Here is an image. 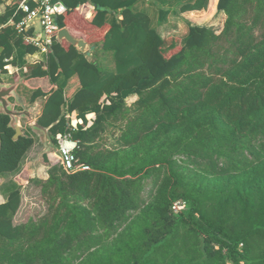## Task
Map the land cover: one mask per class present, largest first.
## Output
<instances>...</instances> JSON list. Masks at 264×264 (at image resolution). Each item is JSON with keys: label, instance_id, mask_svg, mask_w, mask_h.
Masks as SVG:
<instances>
[{"label": "trees", "instance_id": "trees-1", "mask_svg": "<svg viewBox=\"0 0 264 264\" xmlns=\"http://www.w3.org/2000/svg\"><path fill=\"white\" fill-rule=\"evenodd\" d=\"M60 1L67 12L59 26L89 42L78 8L96 10L95 44L114 69L65 43L28 68L29 79L55 86L32 94L45 100L38 125L54 144L69 133L89 170L67 174L55 157H44L53 164L48 179L28 182L39 188L45 212L18 225L22 187L9 182L0 204V264H264V0H218L221 32L191 25L181 40L162 38L148 15L134 11L138 0ZM9 18L1 16L0 26ZM14 35L0 32L2 72L18 65L5 62L13 46L20 58L36 51ZM75 75L80 89L66 101ZM73 111L80 125L66 119ZM9 123L0 113V176L16 177L34 140H14ZM178 202L184 208L174 212Z\"/></svg>", "mask_w": 264, "mask_h": 264}, {"label": "crops", "instance_id": "crops-1", "mask_svg": "<svg viewBox=\"0 0 264 264\" xmlns=\"http://www.w3.org/2000/svg\"><path fill=\"white\" fill-rule=\"evenodd\" d=\"M194 1L195 0H138L134 5L133 9L135 12H140L148 15V17L151 20L152 28H154L162 38L176 37L181 40L187 35L188 28L191 25L206 26V27L210 26L211 28H214V26H217L218 23L220 22L224 23L225 15L223 13H217L218 0H208L206 8L203 10L182 12L181 10L182 6L188 3H193ZM78 10L80 14L83 16L86 23L88 24L87 33L90 32L89 35L92 41L90 42L86 41L82 34L74 30H71L70 27L69 28L62 27V28L68 29V31L73 37L75 38L79 37L81 40H83L86 43L85 51L83 54H85L89 60L97 63L98 66L104 71L107 72L113 71L114 64L111 55L104 54L95 44L98 43L96 37L101 31L98 28H94L91 25V22L96 16V10L89 4L80 6ZM160 11L164 12L163 17L160 16ZM114 18L115 16H113L112 14H108L106 17V22L110 23ZM117 18L118 20H121V16H117ZM14 39L15 40L19 39L21 41L20 37H18L16 33L14 35ZM56 43L59 42L57 41ZM64 43L67 44L66 42H61L59 44H64ZM11 45L13 46L14 44L11 42ZM13 49H14V54L12 55V57L5 60V62L8 61L11 62L14 58V60L18 62V65L17 66L8 65L4 67V69H6L5 72L0 71V86L10 87L12 85H16V87L13 90L15 93L14 96L7 98V101L9 102L11 109L17 112L32 109L34 111L32 112L33 121H37L41 114L43 103L45 100L43 98H37L35 100L32 99L33 92L39 89L43 93H48L51 89H55V86H52L49 83L48 79L46 78L29 79L27 77V74H28V70H30L28 69L29 67H33L34 65L40 62L45 63L47 55H43L35 51V54H26L22 58H20L18 53L16 52L17 49L14 46ZM2 51L3 48H0V53H2ZM20 62H24L25 65L21 67L19 65ZM16 73L17 75L15 76ZM79 89H80V83L78 77L75 75L69 79L66 85V88L64 90L65 100L70 101L73 98V96H75L76 93L79 91ZM137 99L138 97L136 95L128 97L125 100L126 106L131 107L137 101ZM0 113H2V110H0ZM66 115L70 116L69 121H71L73 125L77 126L81 124V122L77 118L76 112L73 111L71 113H66ZM18 121H19L18 123L21 126V132L23 135H25L26 134L25 126H27L28 128L30 127L28 125V120L25 118H19ZM106 137L108 138L107 139L108 142H111V138L109 137V135H106ZM39 142L42 141H39L37 139L34 140V145L30 151H32V149H36V147L39 145ZM30 151L28 154H30ZM42 151H44V148ZM55 153H56L55 150H51L49 153L40 154L39 157L41 158V160H43L44 157L46 156L47 158L55 157ZM41 160L39 159L38 161ZM38 161L36 162L37 167L36 166L32 167L31 163L26 164V167L23 168L16 177L9 176L7 179L6 176H0V204H3L7 197V193H8L7 186L9 184L8 182L15 181L24 189L26 183L28 182L27 178L38 179L41 181H46L48 179V174H47L48 168H46V166L42 165ZM23 189H21V204L23 202V198H22ZM28 220L29 219H27L26 222Z\"/></svg>", "mask_w": 264, "mask_h": 264}, {"label": "built area", "instance_id": "built-area-1", "mask_svg": "<svg viewBox=\"0 0 264 264\" xmlns=\"http://www.w3.org/2000/svg\"><path fill=\"white\" fill-rule=\"evenodd\" d=\"M67 12L66 6L58 0H0V17L9 13L10 18L0 26V31L11 28L20 37L22 44L36 49L43 55H48L57 42V34L62 29L58 19ZM37 29V31H36ZM69 120L70 116L66 115ZM72 126L73 123L69 121ZM57 151L55 158L67 174L88 171L89 168L78 163L75 151L77 142L69 133L55 136ZM183 204L175 203L174 212L181 211Z\"/></svg>", "mask_w": 264, "mask_h": 264}, {"label": "rangeland", "instance_id": "rangeland-1", "mask_svg": "<svg viewBox=\"0 0 264 264\" xmlns=\"http://www.w3.org/2000/svg\"><path fill=\"white\" fill-rule=\"evenodd\" d=\"M222 23L223 22H220L217 24V26H214V28H212V29H214V31L217 34H219L223 28ZM76 38L80 39L79 37H76ZM16 75H17V73L15 74V76ZM25 131H26L25 132L26 136L31 137L33 140L37 139V140L42 141V142H39V145L36 147V149H32V151H30L31 155L27 154L25 156L24 160L22 161L20 170L25 168L26 164H29V163L32 164V167H34V166L37 167L36 162L39 159L41 160L39 155L43 153L42 150L45 147V138L41 133H37L34 130H32L31 127L28 128L27 126H25ZM38 162H40L42 165L46 166V168L48 166L53 165L50 162H49V164L45 163L44 160H41ZM54 165H59V164H57L55 162ZM5 176L7 177V179L9 176L13 177V175H5ZM27 179H28V181L32 180L31 178H27ZM148 188H150L149 185H148ZM22 192H23V194H22L23 202L20 206V209H19L17 215L14 218L15 225L25 223L27 219H37L38 217L43 215V213L45 212V204L43 203V200L41 198L38 187H36L34 184H31V183L28 184V182H27L26 186L22 190Z\"/></svg>", "mask_w": 264, "mask_h": 264}, {"label": "water", "instance_id": "water-1", "mask_svg": "<svg viewBox=\"0 0 264 264\" xmlns=\"http://www.w3.org/2000/svg\"><path fill=\"white\" fill-rule=\"evenodd\" d=\"M57 41L59 43L66 42L69 44V46H73L76 49H78L81 53H84L86 43L81 40L73 37L68 29L62 28L58 34H57ZM16 85H12L10 87H3L0 86V110H2V114L8 116L10 118L9 127L14 129L15 135L13 137L14 140H16L18 137L23 136L21 132V128L18 126V119L19 118H25L28 120V125L37 133H41L45 138V147L43 153H49L51 150L57 151L56 144H54L49 136L48 130L40 127L37 123V121H33L32 112H34L32 109L24 110L21 112L13 111L11 109V106L9 102L7 101V98H10L14 96V88Z\"/></svg>", "mask_w": 264, "mask_h": 264}, {"label": "flooded vegetation", "instance_id": "flooded-vegetation-1", "mask_svg": "<svg viewBox=\"0 0 264 264\" xmlns=\"http://www.w3.org/2000/svg\"><path fill=\"white\" fill-rule=\"evenodd\" d=\"M4 70H6V69H4ZM2 72V71H1ZM2 74V73H1ZM4 74V73H3ZM19 122V121H18ZM20 128H21V126H20V124L18 125ZM24 136V135H23Z\"/></svg>", "mask_w": 264, "mask_h": 264}]
</instances>
